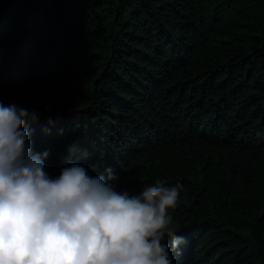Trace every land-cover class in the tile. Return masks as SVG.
<instances>
[{"label":"trees","instance_id":"obj_1","mask_svg":"<svg viewBox=\"0 0 264 264\" xmlns=\"http://www.w3.org/2000/svg\"><path fill=\"white\" fill-rule=\"evenodd\" d=\"M0 101L53 177L183 184L174 264H264V0H0Z\"/></svg>","mask_w":264,"mask_h":264},{"label":"clouds","instance_id":"obj_2","mask_svg":"<svg viewBox=\"0 0 264 264\" xmlns=\"http://www.w3.org/2000/svg\"><path fill=\"white\" fill-rule=\"evenodd\" d=\"M36 110L0 101V264H174L187 238L171 226L183 184L138 193L78 162L51 176L33 151ZM171 238V244L167 238Z\"/></svg>","mask_w":264,"mask_h":264}]
</instances>
